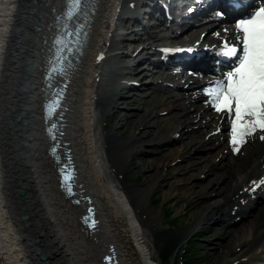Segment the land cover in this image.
I'll return each instance as SVG.
<instances>
[{"label": "bare ground", "instance_id": "6f19581e", "mask_svg": "<svg viewBox=\"0 0 264 264\" xmlns=\"http://www.w3.org/2000/svg\"><path fill=\"white\" fill-rule=\"evenodd\" d=\"M86 6L90 11L89 32L82 51L75 55L69 68L63 139L69 142L73 154L77 183L90 193L95 205L99 223L93 232L84 231L85 226L79 221L86 204H72L62 196L58 197L60 193L52 171L53 161L46 150L44 152L49 142L40 129L37 114V101L42 93L38 81L44 49L42 42L52 31L54 13L61 9L62 2L0 0V264H103L97 257L101 259L107 253L108 244H114L119 264H154L146 231L136 214L143 210L152 220L160 221V214L151 211L149 197L163 180L167 185L173 182L178 170L173 169L176 162L168 163L173 158L166 160L175 153L172 150L165 152L163 148L160 162H155L154 158L145 162L140 160V164L155 171L144 174L139 184L124 188L120 178L127 179L132 175L135 166H132L131 158L133 154L141 153L139 144L142 138L161 146L177 139L181 144L179 152L193 145L199 148L210 143L197 167L208 170L205 186L222 198L215 197L209 203L199 205L200 211L194 220L185 225V229L181 227L180 231L191 233L197 224L211 218L212 222L229 220L234 221L233 225L241 223L239 227L250 224V237L236 244L233 242L235 247L224 243L227 248L225 256L219 246L210 252L215 259L224 256L223 259H228L231 264H247L248 255L255 254L264 245V216L256 213L259 206L264 205V183H260L264 180V140L260 139L264 130L245 137L250 144L245 146L244 153L234 152L230 143L229 114L213 110L210 100L204 101L205 96L194 86L182 93L167 88L164 101H155L141 108L139 115L132 112L131 119L137 126L126 135L117 134L114 130L120 127H123L122 131L126 130L124 125L129 115L125 113L112 126H101L102 117L116 104L117 95L111 93L109 87L116 83L130 85L123 75L132 73L133 65L136 67L138 63L147 62L161 46L170 45L166 41L178 34L163 30L155 34L150 33L148 27H143L134 31L135 38L148 40L134 46V39H131L126 44L127 32L121 27V21L127 13L135 10L137 0H90ZM205 27L190 28L185 37L177 40L180 44L192 40L187 44L201 48L223 36L235 38L233 22L206 30L201 35ZM143 51L145 54H140ZM117 54L128 60L110 62V58ZM200 61L205 62L204 59ZM145 69L139 70L143 76L156 74L159 77L172 73L175 79L185 77L183 83L188 80V85L197 81L204 83L196 75L186 76L181 71L153 69L148 73ZM21 96H24V101L19 106L18 98ZM139 97L140 104L145 102L143 96ZM131 100L136 99L131 97ZM161 105L165 107L160 108ZM166 107L167 113L172 115L169 124L172 129L167 134L164 130L169 129L159 122L158 116ZM175 110L178 114H173ZM18 116L19 121L16 120ZM187 124H192V128L187 130ZM212 128L225 129L227 133H211ZM181 129H184L185 137L180 138L178 132ZM23 143L29 145V150L24 151L20 146ZM242 146L244 143L240 148ZM163 165L167 167L164 169ZM193 183L185 188L195 197L192 206H197L203 201L198 197L202 190ZM178 185L176 183L172 189L166 190L167 199L186 196L176 191ZM94 247L95 252L92 251Z\"/></svg>", "mask_w": 264, "mask_h": 264}, {"label": "rangeland", "instance_id": "374dc122", "mask_svg": "<svg viewBox=\"0 0 264 264\" xmlns=\"http://www.w3.org/2000/svg\"><path fill=\"white\" fill-rule=\"evenodd\" d=\"M61 2H62V0H61ZM121 24H122L121 27L123 28V30L124 31L126 30V32H127L126 44L128 41H131V39H134L133 40L134 46L142 40H144V41L148 40L145 38H143L142 40L141 39L137 40V37L135 38V32L134 31L140 30V25L137 21H135V23H132L131 20H129L127 22L124 19L121 21ZM149 30L151 31L150 33L153 32V33L157 34V32H161V30H163V29L161 28V26L156 27V28L151 26V27H149ZM162 32H164V30ZM140 54H145V52L143 51ZM110 59H111L110 62H112V63H121L122 61L125 62L128 60V58L122 57L119 54H117L115 57L110 58ZM147 64H148V61L143 62L141 64L138 63V64H136L137 68L135 67V65H133L134 68L132 67V69H133L134 73L132 72V73H127V74L123 75L124 79H132V80L139 81L141 83L140 84L141 87L139 85L137 87H130L129 88V87L122 86V84H120V83H116V84L112 85L111 88L109 87L110 92L115 93L117 95L115 97V101H116L117 105L115 104V106H112L110 108L109 112L105 116L102 117L101 126H105V125L106 126H108V125L112 126L116 122V120L120 117V115L122 113H125V114L129 115L128 116L129 122L127 121L124 125V129H126V130L122 131L123 127H120L121 129L115 128L114 130H115V133H117V134H122V135L125 134L126 135L129 131L133 130L137 126L135 120L131 119V115L133 113H136V114L139 113L140 114V112L143 110L141 108L150 106L155 101H160V100L164 101L166 99V94H167L166 91H164V90H167V88H170L168 90L172 89L175 93H182L183 92L184 89H179L178 87L174 88L173 87L174 85H170V83H173V81H176L173 77H169V78L163 77L162 78V76L157 77L156 74L151 75V76H143L142 73L139 72V70L145 68V66L148 69L146 68L144 71L147 70L146 72H148V73H150L153 69L161 70L159 68L153 67L151 64H148V65ZM149 68H151L152 70H150ZM142 76H143V78H142ZM39 80H40V78H38V81ZM147 80H149V81H147ZM39 83H40V81H39ZM135 93H137L138 95ZM139 96H143V99L145 100V102H143L142 104H140V100H139L140 97ZM131 97L135 98L136 100L135 101L131 100ZM38 100L39 101H37V112H39V110H40V97ZM163 107H165V106H162V105L160 106V108H163ZM166 109H167V107L164 109H161V112L158 115L159 116V122L162 123L164 126L166 125L165 127L167 129H169L168 131L164 130L165 134L169 133L170 130L172 129L171 125H169L172 122V115L170 113H167L168 109L167 110ZM173 114H178V113L175 110V111H173ZM39 117H40V114H39ZM192 126H193L192 124H187V126H186L187 130L191 129ZM184 129H181L180 132H178L180 138L185 137V133L182 132V131H184ZM214 130H213V132H214ZM219 132L222 134H225L224 130H220ZM143 139L144 138H142V142H140L141 144H139V146L142 147L141 153H135L132 155V158H131L132 166H135V167H133L132 175L130 177H128L127 179L120 178L122 184L124 185V188L127 189V187H125L127 185L131 186V185L139 184L141 181H143L144 174L152 173L155 171L154 168H150V167L146 168L145 165L143 166L142 164H140V160H144V162H145L146 159H148V158H149V160L154 158L155 162H160V156L163 153V151H162L163 148H165V152H171L168 150H172L175 153V155L174 154L171 155L173 157L169 156V158H166V160L173 158L168 163L170 164L172 162H176L175 168H173V169L178 170V174L175 176L173 182H171L170 184L167 185L166 180H163L161 182L162 185L159 187H156L149 197L148 203L151 207V211L154 213L160 214V218H159L160 221L152 220L149 217V213L144 212L143 210L138 211L137 214L135 212V214L138 215V217L142 223L143 229L146 231L147 239H148V241H147L148 247L151 250L152 258L154 259V264H169V263H171V264H207V262H208V264H213V263L214 264H227V263L231 264L232 262H230L228 259H226V258L223 259V257L226 255L225 250L227 249L225 247L224 243H227L228 245L235 247L234 243L236 244L238 241L243 240V238H245V237L246 238L250 237L251 233H252L251 229L249 228V227H251L250 224H248L246 227L245 226L239 227V224H241V223H236V225H233L234 221H229V220H219V221L212 222L213 219L211 218L209 221H203V222H200L199 224H197L191 230V233H188L186 231H180L181 227L184 228L185 225H187L188 223H190L194 220L195 215L200 211L199 205L207 204V203H209V201H212L213 199H215V197L222 198L218 194L215 195L216 193H214V191L209 189L208 186H205V183L207 182L206 180H208V170H206L203 167L202 168L197 167V165L199 164L198 160H201V156L204 157V155L207 152L208 145L210 143L207 145L206 144L202 145V147L199 146V148L197 146L193 145V146L189 147L188 149H184L183 151L181 150L182 152H179L180 148H181V144H180V141L177 139H174V141H171L168 144H163L162 146L158 145V144H154V143H149L145 140L143 141ZM42 141L44 142V139ZM175 141H177V142H175ZM249 144H250V142L244 143L245 146H247ZM200 147H201V149H200ZM45 150H47V149L44 148V152H45ZM216 152L217 151H215V153ZM139 156H141L142 158L141 157L139 158ZM190 156L192 158H190ZM213 157H215V156H213ZM215 161H217V159ZM49 162H50V159H49ZM187 165H189V166H187ZM160 167L161 166H159L158 169H161ZM165 167H167V166H164V165L162 166V168H164V169H165ZM194 170H196V171H194ZM52 171L55 175L54 167L52 168ZM52 171H51V176H52ZM175 179H177V180H175ZM182 181L185 183H182ZM193 182H195L197 184L196 187L199 186L202 190L200 192V194L198 195V197H200V201L201 200H203V201L201 204L199 203L197 206H192V203H193L192 201L195 197L193 198L191 196V194H189L188 190L185 188L188 184H192ZM176 183L179 184L176 187V191H178L179 194L184 193L183 195H186V196L184 198H181V199H178V197H176V199H167V196H168L167 191L172 189ZM195 183H193V184H195ZM214 187H216V186H214ZM205 195H208V196H205ZM58 197L62 198L61 194ZM263 206L264 205H262V206L260 205L257 212H256V213H261L262 216H264V207ZM190 211H192V212H190ZM194 211H195V213H194ZM253 216H255V215H253ZM244 228H245V230H244ZM227 234H229V235H227ZM210 242H212V243H210ZM223 245L225 248L223 247ZM207 246L209 248H207ZM216 246L222 247V249H223L222 254L224 253L223 257L217 256V259H215L213 255H210V252H213L214 251L213 248H215ZM95 249H96L95 247L92 248V251L95 252ZM257 252H255V254H252V253L249 254L248 253L249 255L248 254L247 255L249 257H248V259L245 260V262L247 264H251V263L252 264H264V245H263L262 249L258 248ZM97 258H98L97 260L99 261L100 257H97Z\"/></svg>", "mask_w": 264, "mask_h": 264}, {"label": "snow or ice", "instance_id": "6c2138e0", "mask_svg": "<svg viewBox=\"0 0 264 264\" xmlns=\"http://www.w3.org/2000/svg\"><path fill=\"white\" fill-rule=\"evenodd\" d=\"M79 2L70 0L76 5ZM236 30L239 43L225 41L222 54L238 62L206 89L215 110L226 111L231 118L230 143L234 152L246 142L245 137L264 130V6L238 21ZM260 139L264 140V136Z\"/></svg>", "mask_w": 264, "mask_h": 264}, {"label": "water", "instance_id": "95a60500", "mask_svg": "<svg viewBox=\"0 0 264 264\" xmlns=\"http://www.w3.org/2000/svg\"><path fill=\"white\" fill-rule=\"evenodd\" d=\"M69 61V60H68ZM52 79L50 94H49V104L51 108V113L49 116V124L47 127V132L51 136L54 149L52 151H57L60 155V160L58 166L60 167L61 175H65L67 180L66 184L71 189L66 193V197L70 198L72 196L78 197L84 204V223L90 228L91 231H95L98 227L99 219L96 217V209L94 203H92V198L89 192H86L82 188L81 184L77 183L75 163L73 160V154L71 148L68 146V141L63 139V113L67 108L66 104L63 102L64 92L66 87V80L62 78H57V71H52L48 75ZM24 101V96L18 98V105L21 106ZM19 121V116L16 119ZM20 137V136H19ZM24 148V151L29 150V145L27 143L20 144ZM67 187L66 185H63ZM66 191V188H63ZM21 194H23L20 191ZM44 260V256H41ZM105 264H119L116 250L114 244L107 245V253L103 256Z\"/></svg>", "mask_w": 264, "mask_h": 264}]
</instances>
